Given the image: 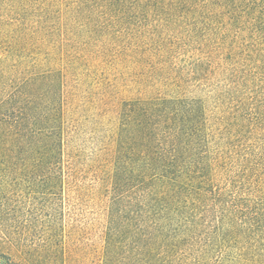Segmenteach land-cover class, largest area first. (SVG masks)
I'll return each mask as SVG.
<instances>
[{"label": "trees", "instance_id": "16d2710c", "mask_svg": "<svg viewBox=\"0 0 264 264\" xmlns=\"http://www.w3.org/2000/svg\"><path fill=\"white\" fill-rule=\"evenodd\" d=\"M93 28L103 51L162 63L153 95L120 109L101 264H264V0H0L12 51L51 45L55 62L64 36ZM34 83L31 125L4 110L11 92L0 102L7 217L27 213L4 224L0 211V264H64V74Z\"/></svg>", "mask_w": 264, "mask_h": 264}, {"label": "rangeland", "instance_id": "374dc122", "mask_svg": "<svg viewBox=\"0 0 264 264\" xmlns=\"http://www.w3.org/2000/svg\"><path fill=\"white\" fill-rule=\"evenodd\" d=\"M79 31L76 38L63 37L66 52L57 54L55 62L53 46L38 53L12 51L4 43L8 35L0 32V102L11 92L14 98L4 110L9 109L8 113L22 118L24 125H31L36 103L34 76L48 68L62 70L64 264H101L120 109L127 100L153 95L151 84L162 63L149 51L134 55L130 52L134 49L127 51L118 46L103 51L99 45L105 37L102 30ZM115 32L116 29L110 33ZM135 32L138 31L133 28L132 34ZM123 33L131 34L127 30ZM78 39H89L91 45L82 51ZM189 62L183 52L175 55L171 65L180 69ZM11 182V178L0 176V211L4 224H17L22 218V210L14 213L11 220L7 217L9 210L16 209L6 200ZM13 188L17 194L21 193L18 185ZM26 210L35 228L40 213L35 207ZM1 250L6 254V248Z\"/></svg>", "mask_w": 264, "mask_h": 264}]
</instances>
